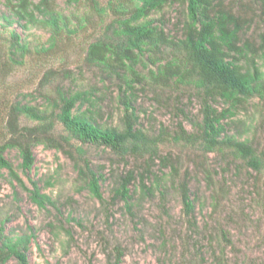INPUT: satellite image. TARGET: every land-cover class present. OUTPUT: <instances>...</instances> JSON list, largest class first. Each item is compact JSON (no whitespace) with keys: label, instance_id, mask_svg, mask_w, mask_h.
Wrapping results in <instances>:
<instances>
[{"label":"rangeland","instance_id":"obj_1","mask_svg":"<svg viewBox=\"0 0 264 264\" xmlns=\"http://www.w3.org/2000/svg\"><path fill=\"white\" fill-rule=\"evenodd\" d=\"M96 1L100 12L92 0H52L54 11L65 22L59 26L67 25L57 32L41 24L17 22L8 6L17 0H0V145L14 136L11 113L16 106L42 111L53 119V136H65L63 125L54 119L60 109L52 104L60 96L84 91L93 94L95 104L79 103L74 114L86 112L104 129L124 127L126 109L119 88L124 80L114 75L108 79L85 62L89 45L118 18L110 9L111 0ZM263 2L225 0L251 20L245 38L255 46L254 60L261 69ZM151 19L161 20L172 36H181L185 15L178 4ZM14 35L26 47L24 52L12 46ZM146 64L148 68H137L144 80L134 82L131 105L138 117L136 127L151 139L160 137L157 156L121 157L103 145L62 142L73 159L88 160L101 175L103 201L81 182L74 160L63 150L35 147L34 164L27 174L20 167L18 149L5 152L23 184L0 169L1 237L29 238L25 263L13 257L6 264H264V168L258 172L248 167L228 149L206 152L201 140L176 141L180 126L188 136L200 134L202 100L193 86L156 84L149 77V69L155 67ZM213 106L220 112L229 105L218 101ZM15 123L18 130L39 124L24 115ZM223 123L222 136L248 142L264 158V100L248 101ZM130 171L137 177L130 185L134 193L129 210L125 201H113L112 196ZM141 173L147 175L150 194L139 188ZM33 183L52 203L38 207L32 201ZM185 184L192 201L190 212L182 197Z\"/></svg>","mask_w":264,"mask_h":264},{"label":"trees","instance_id":"obj_2","mask_svg":"<svg viewBox=\"0 0 264 264\" xmlns=\"http://www.w3.org/2000/svg\"><path fill=\"white\" fill-rule=\"evenodd\" d=\"M113 1H110V9L118 14V18L101 37L89 45L85 62L97 67L108 79L114 75L121 81L124 80L123 87L119 86L122 104L126 109L122 121L124 127L104 129L93 122L86 112L74 114V109L79 103H89L90 106L95 104L93 94L89 91L78 92L69 97L60 96L59 102L54 101L52 104L54 108L60 109L54 119L63 125L68 134L58 139L52 133V118L35 107L16 106L11 113L14 136L0 145V169H7L14 179L22 183L5 158V152L10 148H17L22 159L20 167L23 173H26L34 164L33 150L39 145L63 150L73 159V153L64 149L63 141L67 144L77 141L83 145H103L121 157L129 154L138 157L148 153L150 158L157 156L160 137L151 139L136 127L138 117H135V109L131 105L134 82L144 80L137 68H148V62L155 67L149 69V77L156 84L193 86L197 90V97L202 100L200 134L188 136L180 126L181 132L176 135V141L195 143L201 140L206 152L221 153L227 149L231 150L233 157L261 172L264 168V158L255 152L251 144L237 141L228 135L222 136L225 134L223 121L226 118L233 116L236 110L244 109V105L254 98L264 100V53L261 54V69L254 60L255 46L245 38V31L252 23L241 8L226 5L225 0H137V4L134 3L136 0H116L117 3ZM91 3L94 9L100 12L97 1L92 0ZM174 4H178L185 15L184 21L180 23V37L165 31L161 20L151 19L154 13ZM8 6L17 17V22L41 24L52 27L57 32L67 28L66 24L59 26V22H65L61 21V15L54 11L52 0H38L37 3L33 0H17L15 4L9 3ZM13 39L12 46L16 47V51L24 52L26 47L20 45V37L14 35ZM262 44L264 46V33ZM242 60H245L244 64H241ZM128 75L134 78L128 79ZM218 101L228 104V108L219 112L213 106V103ZM22 115L39 124L18 130L15 121ZM73 160L81 182L86 184L93 196L103 201L99 185L101 175L91 168L88 160ZM136 177L134 171H130L113 188L112 200L125 201L129 210L134 193L130 191V185ZM138 177L141 192L150 194L152 189L145 184L147 175L145 177L144 173H141ZM33 187L30 190V198L38 207L52 203L50 197L40 193L36 183H33ZM182 197L190 212L192 201L186 184ZM0 240V264H6L13 257L25 263L24 249L28 237H18L15 240L2 238L0 231Z\"/></svg>","mask_w":264,"mask_h":264}]
</instances>
